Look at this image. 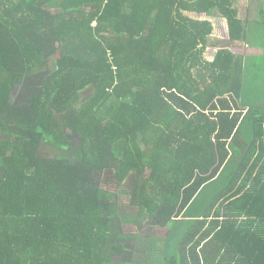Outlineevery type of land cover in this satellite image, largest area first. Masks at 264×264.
<instances>
[{
  "label": "trees",
  "instance_id": "16d2710c",
  "mask_svg": "<svg viewBox=\"0 0 264 264\" xmlns=\"http://www.w3.org/2000/svg\"><path fill=\"white\" fill-rule=\"evenodd\" d=\"M239 3L0 0V264H264V114L213 40Z\"/></svg>",
  "mask_w": 264,
  "mask_h": 264
},
{
  "label": "rangeland",
  "instance_id": "374dc122",
  "mask_svg": "<svg viewBox=\"0 0 264 264\" xmlns=\"http://www.w3.org/2000/svg\"><path fill=\"white\" fill-rule=\"evenodd\" d=\"M264 0H240L239 9L241 11L239 18L243 20V23H248L251 27L253 25L258 24L260 20V9L261 5L264 6ZM206 16H196V19H205ZM217 32L215 37L213 38L214 42L220 41V46L223 48H228L229 51L236 55V57H245L246 59H253V61H244L245 70L242 74L243 80V91L242 98L239 100V106L244 108L246 103H250V106L258 108L262 114H264V58L258 56L262 51H258L255 48L254 44L256 39L258 38L261 32L255 35V32L251 29V33L254 32V38L250 39L248 37V41L245 42H231L229 38V27L228 23L223 22L222 24L217 25ZM219 49H210L207 52V58L213 60L215 55L218 53ZM261 59V60H260ZM50 66H52V62H50ZM253 140V130L251 127L250 121H246L239 133L237 141L234 142L235 148L239 150L236 153L232 154L231 161L229 162L228 167L223 172V175L219 177V179L214 180L211 184H209L206 189L202 192V196L197 200L198 203L194 206V209L197 211H203L206 209L207 202H209V198L217 195L219 190L225 188L227 182L230 177L237 171L239 165L241 164L242 153L245 152L247 145ZM51 150L47 147L43 149V156H48ZM204 201V203H203ZM184 219V218H183ZM125 233H136L138 231L137 225H132L129 227H124ZM139 232V231H138ZM168 232L170 233V229L164 230L161 233L159 232L158 236H167ZM156 229H150L149 234L155 235ZM134 244L139 245L136 242ZM132 246L134 247V244ZM133 250V249H132ZM140 255H144V250H141ZM119 260L116 259L117 263Z\"/></svg>",
  "mask_w": 264,
  "mask_h": 264
},
{
  "label": "crops",
  "instance_id": "0c3cea01",
  "mask_svg": "<svg viewBox=\"0 0 264 264\" xmlns=\"http://www.w3.org/2000/svg\"><path fill=\"white\" fill-rule=\"evenodd\" d=\"M241 13V12H240ZM240 15V14H239ZM202 17V16H201ZM208 18L207 17H205V19L203 20V19H199V20H202V21H205V20H207ZM243 21V20H242ZM213 23H214V26H215V33H214V36L213 37H215V35H216V32H217V25L218 24H222L223 22H225V23H228L227 21H223V20H213L212 21ZM259 22H260V20H259ZM246 25H247V28H248V31H247V35H246V40H245V42H247L248 41V37H250V39L252 38H254V32H255V35H257V33H259L260 32V30H258V26H259V23L258 24H255V25H253V27H251L248 23H245ZM251 29L254 31L253 33H251L250 31H251ZM258 36V38L256 39V41H255V44H254V46H255V48H257V50L258 51H262L260 54H258V56H261L262 58H264V33H260L259 35H257ZM229 37H230V34H229ZM261 39H263V40H261ZM214 43H220V41H218V42H214ZM236 56V55H235ZM208 59H210V58H208ZM214 59V58H213ZM243 59H244V61H252L253 59H246L245 57H243ZM210 60H212V59H210Z\"/></svg>",
  "mask_w": 264,
  "mask_h": 264
}]
</instances>
